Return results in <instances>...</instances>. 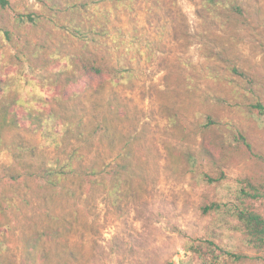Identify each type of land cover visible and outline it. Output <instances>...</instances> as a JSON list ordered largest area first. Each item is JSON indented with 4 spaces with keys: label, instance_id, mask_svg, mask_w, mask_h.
<instances>
[{
    "label": "rangeland",
    "instance_id": "obj_1",
    "mask_svg": "<svg viewBox=\"0 0 264 264\" xmlns=\"http://www.w3.org/2000/svg\"><path fill=\"white\" fill-rule=\"evenodd\" d=\"M27 4L41 10L38 0ZM100 6L110 22L92 46L134 67L132 83L116 91L128 106L123 124L141 135L133 160L143 162L142 184L122 186L114 196L104 187L94 200L85 194L79 202L51 205L53 214L48 211L36 182L10 174L19 170L18 145L49 150L53 145L28 131L25 122L20 128L4 123L2 104L34 93L7 66L0 71V79L9 81L0 95V259L5 264H43L46 250L50 264H181L185 243L204 236L212 221L201 214L200 204L216 199L221 190L192 178L184 152L215 148L222 161L209 162L206 171L218 176L222 170L229 183L246 176L264 180V116L252 106L264 103V0H245V24L226 32L224 42L240 74L208 56L200 0H104ZM57 42L65 49L80 45L64 29ZM13 53L0 33V60L7 62ZM23 104L16 102L13 109L22 111ZM208 114L219 118L213 131L203 126ZM233 132L245 135L251 147L234 141ZM219 137L232 141L229 150ZM226 234L241 244L239 232Z\"/></svg>",
    "mask_w": 264,
    "mask_h": 264
},
{
    "label": "trees",
    "instance_id": "obj_2",
    "mask_svg": "<svg viewBox=\"0 0 264 264\" xmlns=\"http://www.w3.org/2000/svg\"><path fill=\"white\" fill-rule=\"evenodd\" d=\"M38 1L40 11L32 10L27 0H0V33L15 49L7 62L0 60V71L14 67L16 76L34 92L2 104L1 114L4 123L20 128L25 122L28 131L40 133L53 145L51 150L18 145L19 170L10 173L14 179L23 176L26 183L36 182L41 203L52 213L51 205L79 202L85 194L87 200H94L104 187L114 196L122 186L141 185L144 166L133 160L134 144L141 135L123 124L128 106L116 91L132 83L134 67L92 46L97 35L108 31L109 12L100 9L104 0ZM197 12L205 27L208 56L242 73L231 63L224 41L229 27L245 24V0H200ZM62 29L70 31L80 45L74 49L60 45L57 35ZM8 89L9 81L0 79V95ZM19 101L25 103L22 111L13 109ZM252 106L264 116V103ZM219 123L217 116L208 114L203 126L213 131ZM229 136L251 147L242 133ZM218 141L225 150L233 145L220 137ZM214 149L205 146L201 153L190 148L184 152L192 178L206 188L221 190L216 199L200 204L201 214L212 221L204 236L185 243L186 259L181 264H264V180L246 176L232 184L222 170L218 176L206 171L209 162L217 166L222 161L216 159ZM228 231L239 232L241 244L229 238ZM55 233L59 236L62 230L57 228ZM42 257L43 264H50L49 251Z\"/></svg>",
    "mask_w": 264,
    "mask_h": 264
}]
</instances>
